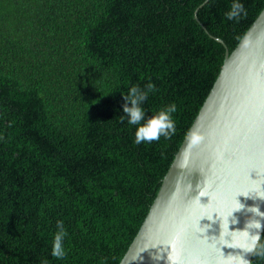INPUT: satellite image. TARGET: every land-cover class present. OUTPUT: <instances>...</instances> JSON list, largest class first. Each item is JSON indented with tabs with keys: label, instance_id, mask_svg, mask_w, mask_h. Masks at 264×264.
I'll return each mask as SVG.
<instances>
[{
	"label": "trees",
	"instance_id": "1",
	"mask_svg": "<svg viewBox=\"0 0 264 264\" xmlns=\"http://www.w3.org/2000/svg\"><path fill=\"white\" fill-rule=\"evenodd\" d=\"M234 2L0 0V264L120 263L227 47L264 9L238 0L247 14L229 20ZM150 82L145 120L175 103V134L137 144L123 95Z\"/></svg>",
	"mask_w": 264,
	"mask_h": 264
},
{
	"label": "water",
	"instance_id": "2",
	"mask_svg": "<svg viewBox=\"0 0 264 264\" xmlns=\"http://www.w3.org/2000/svg\"><path fill=\"white\" fill-rule=\"evenodd\" d=\"M256 208L264 213V9L231 53L227 47L119 264H251L246 249L255 230L247 222L264 226Z\"/></svg>",
	"mask_w": 264,
	"mask_h": 264
},
{
	"label": "clouds",
	"instance_id": "3",
	"mask_svg": "<svg viewBox=\"0 0 264 264\" xmlns=\"http://www.w3.org/2000/svg\"><path fill=\"white\" fill-rule=\"evenodd\" d=\"M246 10L243 4L238 0L231 5L230 11L226 13V17L229 20H239L242 16H246ZM146 90L141 89L139 86H132L127 95H123L125 101L123 105L124 116H121V121L125 118L128 119L130 125L137 126L135 132V142L137 144L144 142H158L161 137L166 139L171 138L175 134V121L173 119V113L177 111L175 103L166 106L159 112L155 113L151 117L145 120V112L141 105L148 98L150 92L155 90L153 83H148L145 86ZM257 209L258 216L264 217V213H260ZM262 224L259 220L254 222L248 221L246 228L254 229L255 234H250V244L246 249V252H255L256 255L264 257V244H260ZM67 236V231L64 228L63 221H57V232L54 235L52 253L51 255L57 259H64L67 252L63 246V240ZM42 264H47V261H43ZM242 264H247V260L242 258Z\"/></svg>",
	"mask_w": 264,
	"mask_h": 264
},
{
	"label": "bare ground",
	"instance_id": "4",
	"mask_svg": "<svg viewBox=\"0 0 264 264\" xmlns=\"http://www.w3.org/2000/svg\"><path fill=\"white\" fill-rule=\"evenodd\" d=\"M263 11V10H262ZM261 11V12H262ZM246 34V33H245ZM244 37V36H243ZM199 113V112H198ZM198 115V114H197ZM191 128V127H190ZM190 130V129H189ZM187 135H188V133H187ZM187 135H186V137H187ZM186 137H185V139L183 140V142H182V144H181V146L183 145V143H184V141L186 140ZM181 146L179 147V148H181ZM178 152V151H177ZM162 184V183H161ZM254 254V253H253ZM253 256V255H252ZM251 261H252V259H251Z\"/></svg>",
	"mask_w": 264,
	"mask_h": 264
}]
</instances>
